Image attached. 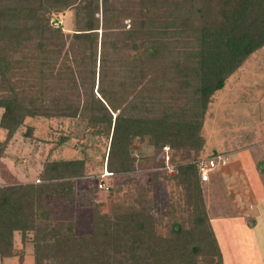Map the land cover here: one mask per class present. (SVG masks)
<instances>
[{
    "label": "trees",
    "instance_id": "1",
    "mask_svg": "<svg viewBox=\"0 0 264 264\" xmlns=\"http://www.w3.org/2000/svg\"><path fill=\"white\" fill-rule=\"evenodd\" d=\"M68 11L65 32L54 15ZM263 47L264 0H0V160L26 119L75 120L109 140V198L132 202L108 213L94 204L91 231L76 234L55 204L71 209L85 159L50 161L69 140L60 136L37 183L0 186V260L23 264L18 234L33 264H224L197 168L201 131L213 95ZM142 147L192 150L193 162L110 185L136 170L137 156L138 169L163 168ZM216 156L226 162L207 159ZM162 181L173 188L159 224Z\"/></svg>",
    "mask_w": 264,
    "mask_h": 264
},
{
    "label": "rangeland",
    "instance_id": "2",
    "mask_svg": "<svg viewBox=\"0 0 264 264\" xmlns=\"http://www.w3.org/2000/svg\"><path fill=\"white\" fill-rule=\"evenodd\" d=\"M54 18L65 32L72 29L70 11L54 15ZM124 24L129 27L130 23L126 20ZM2 93L0 89V97ZM27 127L34 129L32 140L24 136ZM60 136H67L69 140L49 156L50 161L85 159V176L76 180L71 209H67L64 202L55 206L59 215L74 219L76 234L89 233L94 204L99 205L103 213H108L112 208L119 209L132 202L131 197L123 196V193L109 198L108 192L98 188L109 140L85 134L81 123L71 119H26L5 149L0 163V184L29 180L37 183V173ZM5 137V130L0 128V142ZM201 137L204 143L199 154L201 158L219 153L228 159L226 169L214 170L209 175L210 183L201 184L224 264H264V47L252 54L228 78L224 88L213 95L205 113ZM142 149L143 156L150 159L151 164H163V168L138 169L137 156L136 170L124 179L112 178L110 185L116 183L118 186L125 180L134 186L152 172L174 176L179 166L193 162L192 150L169 149V164H165L163 148ZM167 186L162 181L153 192L159 224L164 220L166 193L173 188ZM15 245L19 252L24 250L23 264H33L32 246L22 245L18 234H15ZM0 264L19 263L15 257L0 260Z\"/></svg>",
    "mask_w": 264,
    "mask_h": 264
},
{
    "label": "built area",
    "instance_id": "3",
    "mask_svg": "<svg viewBox=\"0 0 264 264\" xmlns=\"http://www.w3.org/2000/svg\"><path fill=\"white\" fill-rule=\"evenodd\" d=\"M164 162L165 164H169V157H168V151L169 148L168 147H164ZM226 162L223 159L222 156H216V157H212L210 159H204V160H200L197 164V168H198V172L200 175V180L203 183H206L209 181V175L216 170L218 167L225 165ZM111 174L108 173L106 170L103 171V173L99 176V181H98V188L101 190H108V183L105 182V179L107 177H110Z\"/></svg>",
    "mask_w": 264,
    "mask_h": 264
},
{
    "label": "crops",
    "instance_id": "4",
    "mask_svg": "<svg viewBox=\"0 0 264 264\" xmlns=\"http://www.w3.org/2000/svg\"><path fill=\"white\" fill-rule=\"evenodd\" d=\"M1 161H2V159L0 160V163H1ZM56 161H57V159H56ZM227 161H228V159H226V164L225 165H223V166H220V167H218L216 170H220V169H226V167L228 166L227 165ZM230 161V163H232L231 162V160H229ZM228 164H229V162H228ZM40 170V169H39ZM215 170V171H216ZM104 171V170H103ZM214 171V172H215ZM214 172H212V173H214ZM38 174V173H37ZM101 175V174H100ZM220 175H222V174H220ZM217 178H218V175H217ZM28 179V178H27ZM26 179V180H27ZM219 179V178H218ZM32 180V179H31ZM107 180V179H106ZM105 180V181H106ZM215 179L213 178V181H214ZM28 181V180H27ZM15 182V181H14ZM11 183V182H9V183H2V184H0V186H6V185H13V184H26V183H32V181H30L29 180V182H19V183ZM106 182H109V180H107ZM208 183H210V178H209V181L207 182V183H205V184H208Z\"/></svg>",
    "mask_w": 264,
    "mask_h": 264
}]
</instances>
